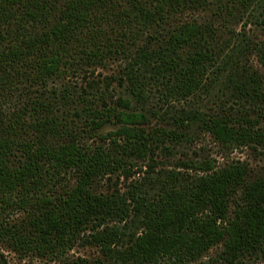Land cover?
Here are the masks:
<instances>
[{
    "label": "trees",
    "instance_id": "16d2710c",
    "mask_svg": "<svg viewBox=\"0 0 264 264\" xmlns=\"http://www.w3.org/2000/svg\"><path fill=\"white\" fill-rule=\"evenodd\" d=\"M7 1L23 7L32 24L51 26L2 50L0 76L7 60L19 62L23 51L41 60L44 75L53 76L75 27L89 19L91 7L113 0H68L55 18L54 0ZM200 1L155 0L154 9L135 7V15L146 26L159 24L171 12ZM241 21L244 28L263 31L264 0H228L213 20L185 22L170 31L164 46L140 50L118 98L122 110H95V127L121 123L101 136V145L86 146L72 135L56 144L38 138L39 146H24L26 157L15 166L8 160L14 142L0 136V193L6 204L29 209L37 201L39 207L30 214L32 229L14 232L20 249L64 259L90 231L87 241L101 247L114 264H187L217 247L225 264L264 260V175L252 178L241 161L217 168L209 160H187L156 170L153 158L155 150L172 152L166 140L189 141L195 130L229 148H264L259 120L264 38L256 41L246 29L239 33L234 26ZM252 55L262 70L253 65ZM151 118L169 128L147 131ZM48 125L56 135L58 124L49 117L36 126ZM139 161L150 167L144 179L131 182L125 192L111 183L113 177L129 178ZM70 172L76 175L75 185L53 200L47 192L51 179ZM67 264L94 263L78 258Z\"/></svg>",
    "mask_w": 264,
    "mask_h": 264
},
{
    "label": "rangeland",
    "instance_id": "374dc122",
    "mask_svg": "<svg viewBox=\"0 0 264 264\" xmlns=\"http://www.w3.org/2000/svg\"><path fill=\"white\" fill-rule=\"evenodd\" d=\"M23 1L28 3L32 0ZM227 1L201 0L193 6L171 12L159 24L146 26L138 21L134 8L141 6L154 9L155 0H113L108 5L91 7L89 19L75 27L67 50L63 53L61 69L56 75H44L38 67L41 60L27 54L28 51H23L22 59L17 63L8 59L4 64V74L0 76V136L14 142L10 143L8 160L18 166L27 154L24 146L35 143L32 150L35 149L39 146L38 138H46L44 142L56 144L72 135L86 146L103 144L101 136L116 131L121 123L114 120L103 128H97L93 123L95 110L109 107L122 110L117 106L118 98L128 86V67L137 53L142 49L155 50L164 46L170 31L185 22L204 23L213 20L219 7ZM67 5L68 0H54L53 17L59 16ZM27 21L23 7L0 0V52L17 44L16 41L26 34L44 33L51 26ZM235 24L234 28L239 33L246 29L254 40L264 38V30L251 25L244 28V21ZM251 61L262 70L256 55L251 56ZM45 117L58 124L56 135L51 133V125L36 126ZM259 120L264 125V106ZM161 127L169 128L154 118H151L149 125L144 126L147 131H154L152 129L155 128L159 130ZM165 143L172 152L168 154L167 151L155 150L153 158L156 170L171 169L178 162L187 160H209L217 168L231 161H241L248 165L252 178L264 175V148L261 146L229 148L211 134L200 130H195L189 141L166 140ZM149 172L147 162L139 161L129 178L123 175L113 177L111 183L125 192L131 182L144 179ZM51 180L47 192L56 200L75 185L76 175L70 172ZM104 184V190H107L109 184L107 181ZM38 208L37 201H33L29 209L9 206L6 196L0 193V264H67L78 258L94 264H114L101 247L87 241L90 231L64 259H57L50 252L44 255L20 249L13 239L14 232L31 230L30 214ZM4 228H10L11 232ZM221 254L222 248L217 247L187 264H225ZM247 264H264V260Z\"/></svg>",
    "mask_w": 264,
    "mask_h": 264
}]
</instances>
